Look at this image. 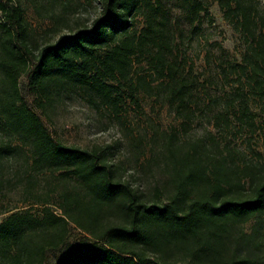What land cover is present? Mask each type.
Listing matches in <instances>:
<instances>
[{
  "label": "trees",
  "instance_id": "16d2710c",
  "mask_svg": "<svg viewBox=\"0 0 264 264\" xmlns=\"http://www.w3.org/2000/svg\"><path fill=\"white\" fill-rule=\"evenodd\" d=\"M162 1L100 0L102 14L90 26L35 48L22 5L0 0V131L8 136L0 141V164L28 151V168L19 182L43 201L38 214L0 204V214L10 212L0 223L3 264H264L263 160L238 168L229 147L219 151L213 144L211 150L200 141L180 155L171 140L175 191L166 201H148L121 178L107 149L63 142L37 111L45 113L68 85L89 89L95 103L116 111L124 86L133 101L142 88L179 113L187 111L199 78L178 54L175 31L156 18ZM179 1L186 4L191 23L209 14L203 0ZM217 1L225 19L244 37L245 50L240 60L219 65L223 76L231 77L232 90L215 125L238 121L254 128L260 114L264 121V10L256 0ZM144 5L149 9L146 24L138 30L133 19ZM135 61L147 62L152 81L133 75ZM24 75L27 92L36 95L34 104L22 91ZM46 172L74 178L83 190L61 193L60 214L49 205V193L35 192L37 176ZM4 179L0 172V188ZM107 212L119 220L102 224ZM253 217L246 230L243 225ZM71 221L92 239L69 246L49 263V253L66 244ZM171 248L181 257L166 259Z\"/></svg>",
  "mask_w": 264,
  "mask_h": 264
},
{
  "label": "rangeland",
  "instance_id": "374dc122",
  "mask_svg": "<svg viewBox=\"0 0 264 264\" xmlns=\"http://www.w3.org/2000/svg\"><path fill=\"white\" fill-rule=\"evenodd\" d=\"M256 1L259 8L264 10V0ZM17 2L24 8L29 40L35 48L77 27L90 26L102 14L100 0ZM203 2L209 14L202 13L194 23L186 17V4L179 0H163L160 11L155 12L157 20L164 19L175 31L178 54L185 59L188 68H193L194 76L199 78L197 93L187 111L179 113L166 104L163 97L151 95L142 88L134 93L137 101H133L128 86L123 88V100L118 111L109 105L95 103V96L89 89L75 85H68L45 113L37 108L48 128L63 142L88 149H107L109 160L118 167L121 178L130 181L148 201H166L175 191L168 149L171 140L175 147H180V155L201 141L210 149L213 144L218 145L219 151L227 152L228 147L231 148L234 164L238 168L246 162L264 161V121L261 114L255 129L243 127L238 121L229 127L215 125L218 114L224 112L226 95L232 90L231 77H224L219 65L240 60L245 43L240 31L225 19L217 0ZM148 10L144 5L134 16L133 28L139 30L145 26L144 12L148 13ZM132 71L135 77L142 75L152 81L146 61H135ZM21 88L29 102L34 104L36 95L27 92L26 75L21 78ZM6 137L7 134L1 130L0 141ZM27 154L28 151L2 160L0 172L5 183L0 188V204L3 209H28L38 214L43 207L42 199L37 200L36 195L25 192L24 185L19 182L28 168L24 163ZM34 189L41 195L50 194L49 205L56 214L62 213L60 204L63 202V191L83 192L76 179L62 177L60 172L39 174ZM9 213L0 214V223ZM102 214V224L119 220L114 212ZM255 219L253 217L243 227L250 230ZM91 239L87 231L71 221L66 244L51 251L48 262L53 263L69 246ZM169 251L166 259L181 257L175 249ZM150 253L157 258V252ZM0 264L3 263L0 261Z\"/></svg>",
  "mask_w": 264,
  "mask_h": 264
}]
</instances>
